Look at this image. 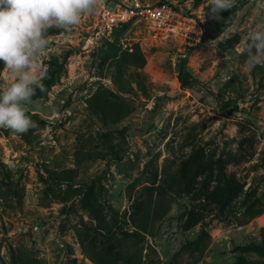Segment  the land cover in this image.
<instances>
[{"label": "rangeland", "instance_id": "1", "mask_svg": "<svg viewBox=\"0 0 264 264\" xmlns=\"http://www.w3.org/2000/svg\"><path fill=\"white\" fill-rule=\"evenodd\" d=\"M168 1L204 29L191 50L140 22L82 51L87 14L48 29L29 142L0 127V264H96L89 246L115 264L132 247L145 263H264L249 247L264 248V62L250 68L242 54L260 0L216 14L207 0ZM134 45L141 70L123 63ZM100 88L134 113L109 129L90 117ZM149 200L165 213L144 234L135 222Z\"/></svg>", "mask_w": 264, "mask_h": 264}, {"label": "clouds", "instance_id": "2", "mask_svg": "<svg viewBox=\"0 0 264 264\" xmlns=\"http://www.w3.org/2000/svg\"><path fill=\"white\" fill-rule=\"evenodd\" d=\"M235 3L207 0V8L216 14ZM96 11V0H0V65L8 70L0 78V127L24 134L36 126L27 105L45 75L38 61L48 47V29H70ZM258 15L264 16V0ZM242 54L250 68L264 62V19L245 40Z\"/></svg>", "mask_w": 264, "mask_h": 264}, {"label": "built area", "instance_id": "3", "mask_svg": "<svg viewBox=\"0 0 264 264\" xmlns=\"http://www.w3.org/2000/svg\"><path fill=\"white\" fill-rule=\"evenodd\" d=\"M96 8L89 26L84 28L82 51L94 49L116 26L132 21L166 37L182 38L189 48L203 40L201 23L168 0H96Z\"/></svg>", "mask_w": 264, "mask_h": 264}, {"label": "trees", "instance_id": "4", "mask_svg": "<svg viewBox=\"0 0 264 264\" xmlns=\"http://www.w3.org/2000/svg\"><path fill=\"white\" fill-rule=\"evenodd\" d=\"M129 23H139V22H129ZM126 23V24H129ZM126 24H120L116 26L113 30L121 28ZM204 30V29H203ZM205 34V32H204ZM191 50V48H188ZM126 69H135L141 70L145 66V59L139 50L137 45L132 47V51L126 55L123 60ZM185 64L186 61L184 59L178 60L175 65V70L177 72V79L181 88H189L188 82L185 80ZM86 111L90 117H94L99 120L102 124H104L105 128H110L114 124H118L121 121H124L130 115L134 113V110L130 109L128 106L117 102L112 92H110L106 88H100L98 91L93 94L87 102ZM3 136H18L25 143L29 142L30 131L24 134H16L10 129H4L2 131ZM101 137L105 136V133H100ZM72 193V192H70ZM160 200L151 201L149 200L144 209L142 210L141 216L135 222V228L144 233L149 234L152 233L154 227L161 220L163 214L165 213L162 207ZM249 247L255 248L259 252H264L263 247H259L253 244H249ZM84 256L91 262L96 264H115L112 258L108 256V254L104 251H96L93 246H89L84 251ZM25 264H34L31 262L29 258H25ZM123 262L124 264H157L154 262L145 263L142 260L141 252L136 250L135 248L127 249L123 254ZM244 264H264L262 261H245Z\"/></svg>", "mask_w": 264, "mask_h": 264}]
</instances>
